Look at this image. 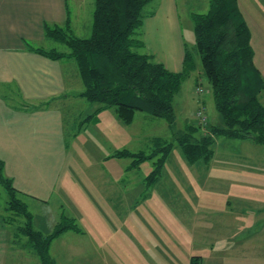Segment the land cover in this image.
<instances>
[{"label": "crops", "instance_id": "1", "mask_svg": "<svg viewBox=\"0 0 264 264\" xmlns=\"http://www.w3.org/2000/svg\"><path fill=\"white\" fill-rule=\"evenodd\" d=\"M85 1L0 0V264H40L25 238L15 237V225L6 222L3 177L9 178L22 195L36 230L38 219L48 226V233L63 215L82 224L76 230L63 231L50 243L49 253L52 243L54 249L61 247L56 260H62V264H117L116 257L126 255L122 246L132 247L136 259L146 260L150 249L159 255L165 253L163 244L155 250L150 247V236L158 243L163 238L168 240L170 227L177 228V264L223 262L238 248L244 254L248 240L252 241L250 247L259 248L262 258V144L252 138L215 137L209 159L188 162L183 156L180 161L188 164L190 172L177 169V161H173L176 173H164L150 182V167L143 175L127 172L140 169L139 162L134 165L133 161L132 167L124 168L118 162L130 156L119 157L115 153L124 149L145 152L144 147L154 151L159 146L157 141L172 139L176 131H181L176 122L169 126L165 119L143 111H135L132 119L125 122L111 107L89 118L96 106L81 95L84 85L75 60L53 59L33 49L49 40L45 23L69 22L72 8H79ZM237 3L250 30L253 62L264 79V11L256 21L245 12L241 0ZM255 5L264 9V0H255ZM208 9L209 0H149L140 26L142 50L169 71H181L186 51L183 29L189 26L193 30V15ZM260 100L264 104V87ZM192 115L190 124L198 125L195 112ZM179 119L184 124L186 119ZM144 125L148 127L145 132ZM166 129L168 136L164 135ZM201 130L199 126L198 134ZM84 146L86 153L79 160L78 147ZM235 146L237 149L232 150ZM134 181H140L139 189ZM170 195L176 198L177 221L154 222L149 227L144 223L148 206L145 212L137 199L141 197L149 205L151 198L158 202V198ZM51 203L57 211L49 209ZM66 204L73 208L67 209ZM153 206L156 207L154 203ZM34 207L40 210L37 212H41V218L32 213ZM100 209L102 213L109 212L105 220L103 214L98 216ZM133 213L143 215L133 221ZM103 225L107 230H102ZM239 227L255 229L246 235L247 240L236 243L233 236L238 230L230 232ZM258 242H263L262 246L256 245Z\"/></svg>", "mask_w": 264, "mask_h": 264}, {"label": "trees", "instance_id": "2", "mask_svg": "<svg viewBox=\"0 0 264 264\" xmlns=\"http://www.w3.org/2000/svg\"><path fill=\"white\" fill-rule=\"evenodd\" d=\"M148 1L93 0L87 37L74 34L69 22L44 24L45 36L57 46L39 45L33 49L53 59L75 60L84 85L81 95L96 106L89 118L111 107L125 122L135 111H143L165 119L169 126L175 124L174 97L194 65L186 50L182 70L172 72L142 50L139 34ZM193 32L218 122L208 121L198 135L199 126L187 124V129L176 131L172 140L157 141L159 146L149 155L125 149L115 153L134 157V164L156 158L155 168L148 175L150 182L160 176L174 142L188 162L209 159L218 136L252 138L264 146V104L260 100L264 79L253 62L250 30L237 0H209L208 11L193 15ZM1 183L7 196L6 222L15 225V237L25 238L40 264H56L49 253L50 243L63 231L76 230L75 219L63 215L43 234L33 227L32 214L11 180L3 177Z\"/></svg>", "mask_w": 264, "mask_h": 264}, {"label": "rangeland", "instance_id": "3", "mask_svg": "<svg viewBox=\"0 0 264 264\" xmlns=\"http://www.w3.org/2000/svg\"><path fill=\"white\" fill-rule=\"evenodd\" d=\"M241 1L245 7V12L250 14L253 18H255L256 21H259L261 19L262 11H264L263 7L262 6L257 7L255 5V0H241ZM201 9H204V8H201ZM92 10H93V0H86L85 2H83L79 6V8H75V9L72 8L71 13H70L69 23L72 26V32L74 34H76L78 36H82V37H87L88 35H90L91 23H92ZM206 11L207 10H204V12H206ZM198 13H201V12H198ZM76 23H77V26L75 27L74 25ZM184 25L187 26V24H184ZM188 25H189V22H188ZM183 34H184V41H185V45H186V50H187V53L189 54V62L194 65V68L190 72L189 76L183 80L182 85L180 87V90L178 91V93H176V95L174 97V101H173L176 126L181 128V130L184 129L186 124H190L192 122V120H193L192 119L193 118L192 113L196 112V109H198L202 106L205 108V112L209 115L210 119L212 120L211 123H213L214 114H216V116L218 118V114H217V111H216V109L214 107V103H213V96L211 93L210 85H209L207 79L205 78V76L203 74V67H202L201 59H200V56L198 53L197 44L195 41V36H194L193 30L191 29V27L188 26V28L183 29ZM43 45L45 47H50V46H57V43L50 42L48 40L45 43H43ZM195 81H197L196 83H198V85H201V87L204 88V92L199 93V92L195 91V88L193 87ZM76 107L78 108V106H76ZM78 112H82V109ZM75 113H77V112H74V114ZM179 117H182L183 120L186 119L184 124L182 123L181 119H179ZM205 125L198 123V126H200L201 128L203 126L205 127ZM132 128H136V127H132ZM142 129H143V132H145L148 129V127L144 125L142 127ZM149 129L151 130V128H149ZM153 129H154V127H153ZM154 130H156V128ZM161 131L163 133V130H161ZM153 132H151V133H153ZM164 135H167V136L169 135L168 129L165 130ZM195 135H198V131H196ZM167 136H165V137H167ZM167 138L169 140H172L169 137H167ZM214 144H216L215 139L213 141V145ZM85 146L87 149L91 150L87 144ZM85 146H84V149L78 147L79 153H77L76 158H78L79 160H80V156H81V158H84L83 154L86 153ZM131 147H133V146H131ZM139 147L141 148L144 146L141 145ZM143 149L145 150V152H143L145 155H149L150 153L153 152V150H151V147L150 148L144 147ZM236 149H237L236 146L232 148V150H236ZM238 149H239V147H238ZM130 150H131V148H130ZM80 151H82V152H80ZM158 155L160 156V154H158ZM183 156H184V154H183L180 146L178 145L177 142H174L172 145V149H171L170 153L168 154L167 158L165 159V161L163 163V166L161 167L160 175H162L164 173H171V172L176 173L177 172L176 168L174 169L173 161H177V169H181L184 172L189 171L188 164L180 161V158H182ZM171 158L173 159L172 162L170 161ZM133 159H134V157L125 158L124 160H121L118 163H119V165L121 163L124 166V168H126L128 165H129V167H132L133 166L132 165ZM155 160H156V158H154V157L152 159H144V160L140 161L138 164L140 169H138V170L135 169L133 171L127 170V172H136L140 175L146 174L148 167H150L152 170L155 168V163H154ZM182 164H184V167H182ZM80 167H82V166H80ZM81 171L84 172L83 169H81ZM81 171L76 172V173L79 175V173ZM133 184H134L135 188H138V189L140 188V181H134ZM113 195H115V193L112 194L111 196H113ZM140 196H142V195H140ZM180 198L182 199L181 195H180ZM136 199H137V197H136ZM137 200H138V205H140V206L144 205L145 212L147 210L146 206H148L149 213H146V215L148 217L146 219H144V223H147L149 227L151 226L150 223H154V222L162 223V222H175V221H177V210L175 209L177 202H176V198L174 197V195H170V197H166V198L165 197L158 198V200H159L158 202H155L154 198H151L149 205H145L143 203L141 197ZM251 200L253 201L254 199L251 198ZM153 203L155 204L156 207L153 206ZM262 203H264V198L262 200ZM249 204H251V203H249ZM65 207L69 210H71L73 208V206L70 204H68ZM50 208H51L52 212H55L58 209L54 203H51V205L49 206V209ZM74 209L77 210L76 206H74ZM158 209L161 212H159ZM78 210H79V207H78ZM37 211H40V210L38 208L36 210V208L34 207V209L32 210V213L39 214L38 218H41V216H42L40 214L41 212L38 213ZM102 214L104 215V220H105V218L108 216L109 212H108V210H106V212L104 211L102 213V211L100 209L98 216L99 215L101 216ZM142 215L143 214H141V213H133L131 216V219L134 221L137 217H140ZM38 220L39 221H37V227H38L37 229L41 230V232L43 234L47 233L48 229H46V228L48 226H46V224L43 225V222H41V219H38ZM76 223H77V225L82 226V224L80 222H76ZM10 226H11V224H10ZM87 228H88V226L85 227L84 230H86ZM107 228H106V226L103 225L102 230H107ZM170 228H172V231L166 235L168 237V240L166 238H163L164 240H162V242L158 243V241L155 239V237H152V235L150 236V247H153L155 250L157 245L161 246V244H163V246H161V247L165 248V253H163V254L161 253L159 255L150 249L149 253L147 254V258H146V260L148 261L147 262L146 260H141V258L136 259L135 258V257H137L136 252L133 250H130V249H132V247L129 249L127 247L122 246V248H123L122 252H124L126 255L124 257H121V256L116 257V259L118 261L117 264H177V256L175 254L177 252V237L174 236L175 232L177 231V228H174V227H170ZM240 228L241 227L236 228V230L230 232V233H234L235 231L238 230L237 235L233 236V241L236 243L242 242L243 239L247 240L248 237L246 235L251 234L255 229L252 227L251 228L245 227L243 229H240ZM55 241H56V239L55 240L53 239L52 242L54 243ZM53 243H52V248L50 249V255H51V258H55V260H56V256L60 257L62 250H61V247H59V246H57L54 249ZM262 244H263V242H258L256 245L262 246ZM250 245H252V241H250V240L246 241V248L248 250L245 251L244 254L241 253V248H238V250L234 251V252H236V254L230 253V258L227 260H224L223 262L208 261V262H205L204 264H264V248L261 249V251H260V254L262 256V258H260V255H258L259 254L258 253L259 248L250 247ZM118 247L120 248L121 246H118ZM63 248H68V246L64 245ZM56 263L62 264V260H56ZM71 263L74 264L75 262H71ZM86 264H90V263L86 262Z\"/></svg>", "mask_w": 264, "mask_h": 264}, {"label": "built area", "instance_id": "4", "mask_svg": "<svg viewBox=\"0 0 264 264\" xmlns=\"http://www.w3.org/2000/svg\"><path fill=\"white\" fill-rule=\"evenodd\" d=\"M195 91L202 93L204 92V88H202L200 85L195 86ZM195 116L198 119V123L205 125L208 122V116L205 113V108L202 106L198 108L195 112Z\"/></svg>", "mask_w": 264, "mask_h": 264}]
</instances>
